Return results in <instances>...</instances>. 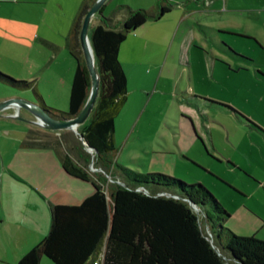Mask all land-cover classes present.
Instances as JSON below:
<instances>
[{"label":"crops","instance_id":"crops-1","mask_svg":"<svg viewBox=\"0 0 264 264\" xmlns=\"http://www.w3.org/2000/svg\"><path fill=\"white\" fill-rule=\"evenodd\" d=\"M82 1L72 0L74 5L79 6ZM158 1L115 0V3L130 5L132 9H149ZM166 1L173 5L172 10L159 21L147 22L132 32L119 48V62L125 73L127 86L129 73L135 74L141 80L143 75L154 71L153 75H157L156 86L159 85L163 74L173 75L171 79L176 94L171 95V100L176 105V116L168 120L170 124L165 130L166 133H157V140L151 142L148 149L151 152L147 153L151 155V167L153 171L172 173L174 176L178 166L195 167L196 162L213 172L222 180V197L235 205L234 212H229L231 216L224 209L229 215L224 226L238 236H254L264 241V127L261 129L258 125L259 128L250 126L231 110L218 107L203 96H194L193 94L198 95L196 92L191 95L185 92L183 97L186 102L181 96H177L182 94L181 85H186L187 91L193 90L192 85L196 80H204L210 87H215L223 72L217 68L221 56L233 58L236 65L241 67H245L242 63L255 67L254 60L248 58L250 56L241 52L236 54L233 46L220 36L230 35L246 40L256 38L249 34L241 36L240 31L237 32V24L234 22L236 20L232 22V15L237 11H225L222 10L223 7L220 10V4L225 0H209V5L213 13L223 15L230 11L227 19L231 21L227 23H221L217 18L214 19L215 22L189 18L198 11L191 9L186 12L185 9L193 3L203 5L205 0ZM5 2L18 3L15 0ZM27 4L37 2L28 1ZM19 9L17 10L16 6L0 8V66L27 68L37 81L43 80L44 84H53L57 88L68 83L70 90L74 63L67 61V69L62 70V61H66L65 39L62 44H57L42 33V13L39 22L32 25L22 18L24 14L21 12L27 9ZM94 18L97 19H91L89 28L97 25H91ZM16 25L23 27L27 35H9V29ZM208 31L212 36H208ZM31 32H37L38 36L32 35ZM220 40L224 44H221ZM218 44L222 45L223 49H218ZM157 48L162 50L160 56ZM127 61L132 66L125 64ZM240 66L235 71L250 75L248 68ZM146 69H150L149 72H146ZM216 69L221 74H218ZM255 69L254 77L264 79V70L258 68L259 72ZM228 107L252 121V117L248 118L243 110L232 104ZM215 110L224 113L222 115L226 120L216 121L207 117L204 123L202 113L208 115ZM12 114V111H6L0 115V119H9ZM26 116L29 118V114ZM30 128L33 127L26 124L18 131V135L15 129L0 134V264H16L48 234L50 206L79 205L93 193V187L89 183L73 178L63 171L58 157L52 150L28 149L21 146ZM220 165L237 182H231L213 170L214 167L221 168ZM236 183H239V186ZM245 186L249 189L248 192ZM40 264L53 263L43 257Z\"/></svg>","mask_w":264,"mask_h":264},{"label":"trees","instance_id":"trees-1","mask_svg":"<svg viewBox=\"0 0 264 264\" xmlns=\"http://www.w3.org/2000/svg\"><path fill=\"white\" fill-rule=\"evenodd\" d=\"M95 1H82L65 38L74 62L67 112L45 107L35 81L14 80L0 72V83L33 89L39 107L53 118L77 116L91 87L79 32ZM104 7L96 15L99 23L89 28L99 84L87 120L77 127V133L61 131L57 136L30 128L21 143L28 149L52 150L63 171L89 183L93 193L79 205L50 206L48 234L16 264H40L43 257L53 264H264V241L227 229L228 213L203 185L136 172L116 162L114 120L128 96L119 62L120 45L145 23L159 21L173 5L166 0L149 9L118 5L112 10L113 15H120L116 21L102 16ZM211 103L259 128L230 107ZM84 143L97 154L86 151Z\"/></svg>","mask_w":264,"mask_h":264},{"label":"rangeland","instance_id":"rangeland-1","mask_svg":"<svg viewBox=\"0 0 264 264\" xmlns=\"http://www.w3.org/2000/svg\"><path fill=\"white\" fill-rule=\"evenodd\" d=\"M5 1L8 0H0V2H2L0 3V8L16 6L17 10H20V7L27 9L25 12H21V14H24L22 18L24 17V19L32 25H36L37 22H39L42 13V19H44L40 22V24L44 23L41 25L42 33H45L49 39L56 41L57 44H62L68 35L73 20L79 9V5H74L72 0H15L18 2L16 4ZM28 1H36L37 4L28 5ZM116 5L118 4L115 3V0H107L102 11V16L104 18L113 17L114 21L118 20L120 15H113L112 13V10ZM127 6L132 8L130 5ZM134 9L147 8L135 7ZM191 9L198 11L197 13L189 16V18L191 17L193 20L215 22L217 19H220L221 23H227L231 21L230 19H227V17H229L228 13L230 11L223 13V15L221 13H213L209 5V0H205L203 5L201 3L198 5L193 3L192 6L187 7L185 11L189 12ZM221 9L225 11L232 10L234 12L236 10V14L234 13L232 15V22L233 20H236L234 22L237 24V32L240 31L239 33L241 36H243V34H249L253 38H256V40H246L245 38L232 37L230 35L220 36L228 44L233 46V48L236 50V54L241 52L243 55L245 54L250 56L248 58L252 61L254 60L253 62L256 64L255 67H251L252 65L247 66V64L244 65V63L240 62L243 66H245L241 67L240 65H236V60L233 58L220 55L221 59L218 61L217 68L223 70V72L221 74L219 70L216 69V71L218 70L219 72L218 74L221 75L219 82H217V84L215 83V87H210L207 82H204V80H196L192 85L194 89L188 90L189 92L186 90V85H181L180 90L182 91V94L177 96H181L184 99L183 94L185 92L189 95H191L192 92H196L198 95L193 94L194 96H203L209 101L225 106L232 104L246 112L245 114L248 116V118L251 119L252 117V122L263 129L264 79L261 77H254V68H256L255 71H259L258 68L264 70V0H225L224 3L220 4V10ZM94 23L98 24L99 22L97 19H95L92 20L91 25H94ZM21 33L22 35H27V31L18 25L9 29V35ZM31 33L32 35L35 34V36H38L37 32ZM206 33L208 36H212L210 31ZM88 36H90V30L88 31ZM220 42L221 44H224L223 41L220 40ZM217 48L223 49L222 45L220 44H218ZM156 50H158V54L160 56L162 52L161 48H157ZM64 55H66V61H62V70L67 69V61H70L72 64L74 63L69 57L68 53H66V50ZM125 64L132 66V64L128 61ZM57 65L59 66V62ZM238 66L241 68H248L250 75L246 72L235 71L237 70ZM149 70L150 69H146V72H149ZM197 70L200 72L199 68ZM0 72L14 80L35 81L34 88H36L35 90L40 96V99L42 100L45 107L59 112H67L69 90L68 83H66V86L64 85L60 88L55 87L53 84H44L45 82L43 80L37 81V79L33 77V74L27 68L18 69L15 67L12 68V66H3L1 67ZM164 72H166V69ZM153 74L154 71H151V74L146 73V75H143L142 79L140 80L135 76V74L129 73L127 102L114 120V141L118 147L116 162L121 166L140 173H160L153 171L154 169L151 167V155H147V153L151 151L148 149L151 146V142H155L157 140V133L160 135H164V133H166L165 130H167L170 124L168 120H172V118L176 116V105L173 104L171 100V95L174 93L176 94L175 89H173L171 79L173 75L163 74L159 85L156 86L157 75ZM66 80H68V78ZM59 84L63 85V83ZM33 91V89L21 90L12 88L8 85L0 83V102L11 99H22L28 101L29 103L39 105V102L34 94L35 92ZM168 100H170L169 103L167 102ZM185 100L186 99H184V102H186ZM5 112L6 111L0 112V115L2 113L5 114ZM12 112L14 113L15 111ZM16 114H18L23 119H31L30 115L28 118V116H26L28 114L23 110L18 111ZM202 114L204 123L207 117L216 121H224L225 119V116L222 115L224 113L220 111L218 112L216 110L215 112H211L208 115L205 113ZM5 119H0V134L4 131H12V129H15L18 135V131L22 130L26 125V123L14 118ZM227 124L231 125L230 123ZM33 128L43 131V129L40 127ZM58 134L59 132H50V135L52 136H57ZM161 142L164 144L163 141ZM221 145L223 146L222 143ZM200 157L202 158L201 155ZM194 163L196 165L195 167L193 166L194 168L192 166H178L177 170L173 173L174 176L172 173L160 174L174 177L175 179L187 184L203 185L211 192L213 197L228 213H233L235 205L229 202L228 199H224L222 197L224 186L220 184V181H222L220 180L221 178L216 176L213 172L207 170L202 165L196 162ZM220 167L221 168L214 167L213 170L219 172L220 176L229 179L231 182H237V180H235L232 176H229L225 169L223 170V166L220 165ZM200 168L206 173L200 170ZM89 172L93 171L89 170ZM242 182L247 183L246 180H242ZM236 185L239 186V183H236ZM247 187L249 188L248 185ZM247 187H244L246 192L249 191ZM229 215L231 216L230 213Z\"/></svg>","mask_w":264,"mask_h":264},{"label":"water","instance_id":"water-1","mask_svg":"<svg viewBox=\"0 0 264 264\" xmlns=\"http://www.w3.org/2000/svg\"><path fill=\"white\" fill-rule=\"evenodd\" d=\"M107 0H96L95 3L91 6V8L88 10L86 15L83 18L80 32H79V45L82 51V55L84 57V61L86 64V68L88 70L89 76H90V92L89 97L87 101L85 102L82 110L79 112V114L75 117L70 118H64V119H57L49 116L43 109H41L38 105L29 103L26 100L22 99H11L7 101L0 102V112L3 111H15L12 115H10L11 118L20 120L27 125L33 126V127H40L45 131L49 132H60V131H73L76 133V129L79 125L83 124L90 112L92 111L94 104L97 99L98 95V77L96 73V69L94 66V57H93V51L91 49V52L89 50V37H88V30H89V24L91 19L98 15L99 10L101 7L105 4ZM91 48V46H90ZM23 110L26 113H28L31 117V119H23L18 114H16L18 111ZM84 147L86 151L93 152L94 154H97V151L90 148L87 144L84 143ZM90 169H92V166H90Z\"/></svg>","mask_w":264,"mask_h":264},{"label":"bare ground","instance_id":"bare-ground-1","mask_svg":"<svg viewBox=\"0 0 264 264\" xmlns=\"http://www.w3.org/2000/svg\"><path fill=\"white\" fill-rule=\"evenodd\" d=\"M89 50H90V52H91V48H90V45H89ZM91 54H92V52H91Z\"/></svg>","mask_w":264,"mask_h":264},{"label":"built area","instance_id":"built-area-1","mask_svg":"<svg viewBox=\"0 0 264 264\" xmlns=\"http://www.w3.org/2000/svg\"><path fill=\"white\" fill-rule=\"evenodd\" d=\"M94 264H97V263H94Z\"/></svg>","mask_w":264,"mask_h":264}]
</instances>
